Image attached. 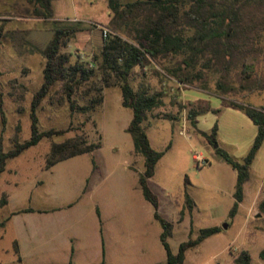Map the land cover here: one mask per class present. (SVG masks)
Returning a JSON list of instances; mask_svg holds the SVG:
<instances>
[{
	"label": "rangeland",
	"instance_id": "rangeland-1",
	"mask_svg": "<svg viewBox=\"0 0 264 264\" xmlns=\"http://www.w3.org/2000/svg\"><path fill=\"white\" fill-rule=\"evenodd\" d=\"M28 7L29 0H0V141L4 152L12 149L15 140L22 143L30 138V104L43 82L45 60L41 51L52 38L53 30L65 25L83 28L62 52L71 55V62L79 57L91 63L102 46L101 29L109 21L107 0H56L54 18L47 21L30 17ZM153 69L158 76L151 72ZM260 71L264 73V64ZM218 78L219 73L211 72L200 84L182 86L157 67H149L146 76L135 70L133 88L142 83L151 92L164 95L163 107L145 122L150 144L156 151L171 144L157 163L149 187L159 200L160 216L174 225L168 241L174 254L180 243L188 239L190 224L193 238L200 229H222L189 250L184 264H233L232 257L240 251L250 255L251 264H264L258 257L264 248V214L258 209L264 200V141L250 167L243 203L234 219L229 220L236 173L195 131L210 134L216 125L218 146L242 162L257 128L228 102L264 109V91L239 92L237 67L229 79L236 90L221 98L216 88ZM102 96V105L89 117L71 113L57 87L41 102L37 112L40 131L69 127L71 131L63 137L45 139L7 161L0 175V201L3 195L6 200V205L0 207V222L25 208L61 210L12 217L0 229V264H68L70 260L72 264H101V237L105 264H165V251L159 241L161 227L153 219V209L143 199L138 185L143 159L133 154L131 138L125 132L132 112L122 107L118 87L103 88ZM197 102L207 103L210 111L198 116L192 127L187 119V104ZM164 114L174 115L177 120H163ZM77 135L90 142L101 137L102 146L92 154L45 170L51 144ZM92 161L97 166L95 171ZM185 176L194 206L191 216L185 210L179 223V212L184 209ZM87 180V192L82 195ZM72 203V208H64ZM223 225L227 228L223 229ZM15 241L20 260L14 253Z\"/></svg>",
	"mask_w": 264,
	"mask_h": 264
},
{
	"label": "trees",
	"instance_id": "trees-1",
	"mask_svg": "<svg viewBox=\"0 0 264 264\" xmlns=\"http://www.w3.org/2000/svg\"><path fill=\"white\" fill-rule=\"evenodd\" d=\"M56 0H29L28 14L40 20L54 18ZM109 21L104 29L109 33L102 37V46L98 54L92 56L91 63L63 53L68 42L84 31L77 25H65L53 30L52 38L41 51L45 63L42 70L43 82L34 93L30 104V138L22 143L17 140L8 152H4L0 141V175L5 171L8 160L14 159L26 150L37 146L45 139L63 137L71 131L39 130L37 112L41 102L50 97L55 88L63 95L71 113L90 116L103 103L102 90L118 87L121 92V105L132 112V118L125 129L133 144V154L143 159V171L138 173V185L142 197L153 209V219L161 227L160 244L165 251V264H184L186 253L197 248L210 237L219 234L218 226L200 229L193 238L190 224L188 239L180 243L177 253L169 246L173 223L163 219L159 212V200L149 187L156 165L170 149L169 143L163 151L152 148L146 133L145 122L148 116L163 107V94L151 92L140 83L135 89L131 80L138 70L146 76V70L157 67L182 86L194 85L206 81L207 74L219 73L216 82L218 96L226 98L236 89L230 82L232 70L239 67V92L264 91V74L260 66L264 64V0H107ZM102 28V29H103ZM101 29V31H102ZM3 28L0 26V53ZM158 76L157 71H151ZM1 76V73H0ZM232 86V87H231ZM78 101H83L80 105ZM228 104L242 111L255 125L257 133L253 144L242 162L233 159L217 144V126L210 134L195 130L214 148V153L236 173L233 192V205L228 212L229 220L236 216L244 200V188L250 179V167L264 141V109L250 106ZM2 105L0 95V107ZM186 107H181L185 109ZM187 119L195 127L198 116L210 111L207 103L187 104ZM218 113L219 110H213ZM87 117V118H88ZM161 119L175 121L170 114L161 115ZM102 146L101 137L97 142L77 135L60 143H52L45 159V170L71 158L92 154ZM95 166L94 161H92ZM189 181L184 177V209L179 212L178 222H182L184 211L191 216L194 203L188 194ZM2 196L0 207L6 205ZM71 206V205H69ZM258 209L264 214V200ZM42 213L25 208L10 214L0 222V229L8 221L20 214ZM99 222L100 213L95 211ZM101 232V230H100ZM102 262H104V243L101 237ZM14 253L19 256V247L14 242ZM258 257L264 261V248ZM233 264H251L246 251H240L232 257ZM68 264H72L69 261Z\"/></svg>",
	"mask_w": 264,
	"mask_h": 264
},
{
	"label": "crops",
	"instance_id": "crops-1",
	"mask_svg": "<svg viewBox=\"0 0 264 264\" xmlns=\"http://www.w3.org/2000/svg\"><path fill=\"white\" fill-rule=\"evenodd\" d=\"M97 169V166L95 165V166H93V171H95ZM137 178H138V176H137ZM87 187H88V180L86 181V186H85V188L83 189V191H82V195H85L86 194V192H87ZM244 196H245V188H244ZM74 204L75 203H72V204H68L66 207H64V208H66V209H69V208H72L73 206H74ZM69 205H71V206H69ZM96 209H98V211H99V208L96 206L95 207V211H96ZM33 210H35V209H33ZM61 210V208H53V209H51V210H35V211H41L42 213H54V212H57V211H60ZM183 210V209H182ZM181 210V211H182ZM34 213H37V212H34ZM42 213H39V214H42ZM28 214H33V213H28ZM18 216V215H17ZM14 217V216H13ZM70 242L72 243L73 242V239H70ZM19 253H20V250H19ZM71 253H73V249H71ZM71 261V260H70ZM72 262V261H71Z\"/></svg>",
	"mask_w": 264,
	"mask_h": 264
},
{
	"label": "built area",
	"instance_id": "built-area-1",
	"mask_svg": "<svg viewBox=\"0 0 264 264\" xmlns=\"http://www.w3.org/2000/svg\"><path fill=\"white\" fill-rule=\"evenodd\" d=\"M101 32H102V37H103V38H106L107 35H108V33H109V32H108L106 29H104V28L102 29ZM193 158H194L195 161H198V160H199V157L196 156V155H194Z\"/></svg>",
	"mask_w": 264,
	"mask_h": 264
},
{
	"label": "water",
	"instance_id": "water-1",
	"mask_svg": "<svg viewBox=\"0 0 264 264\" xmlns=\"http://www.w3.org/2000/svg\"><path fill=\"white\" fill-rule=\"evenodd\" d=\"M217 146L214 145V148H216ZM227 228V225H223V229H226Z\"/></svg>",
	"mask_w": 264,
	"mask_h": 264
}]
</instances>
